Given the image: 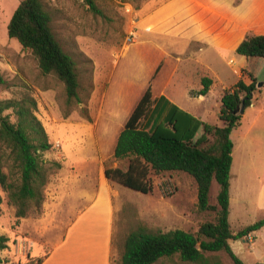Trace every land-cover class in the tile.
Here are the masks:
<instances>
[{"label": "rangeland", "instance_id": "1", "mask_svg": "<svg viewBox=\"0 0 264 264\" xmlns=\"http://www.w3.org/2000/svg\"><path fill=\"white\" fill-rule=\"evenodd\" d=\"M20 1L0 0V77L5 82L0 84V100H18L27 95L36 102L35 115L51 143V149L42 154V159L58 161L61 168L46 185L39 213L30 211L27 217L19 220L7 193L0 187V234L8 238L7 248L1 251L3 259L8 264L28 263L31 261V243L42 246L43 259L48 253L49 241L59 235L42 233L44 225L72 224L77 217L69 221L68 213L90 203L93 204L76 221L70 236L86 237L94 241H89L87 246L102 249L107 224L105 209L109 208L107 264H118L125 236L138 227L143 226L151 232L179 229L196 233L200 223L213 221V212L198 210L196 184L184 173L152 174V191L148 194L103 179V168H124L127 160L116 161L112 157L110 143L99 136L98 128L101 130L103 125L98 126L95 112L106 94L109 97L115 94V86L146 82L145 73L152 61L150 56H146V61L141 58L145 53L142 42L150 48L148 43L152 39H147L164 37L152 32L155 27L149 21L142 28L145 22L139 25V20L142 10H155L166 0H94L103 17L92 15L84 0H46L56 39L63 50L78 62L80 95L86 101V114L90 121L85 120L80 111L82 104L66 103L63 87L54 77L41 75L30 51L23 50L16 40L8 38L7 24ZM158 19L151 18V21L156 24ZM86 58L91 61L90 65L83 63ZM258 60L263 64L264 59ZM256 69L258 78H264V65ZM256 88L262 90V86ZM255 102L261 103L259 95ZM4 114H11V110ZM10 120L14 122L15 117L10 116ZM212 140L209 136L208 143ZM6 165L11 166V162L7 161ZM3 171L8 173L5 167ZM218 192V184L212 181L209 192L211 205L216 204ZM86 194L94 196L96 201L93 202V198L86 197ZM51 211L60 213L48 216L53 215ZM249 212L245 215L234 208L233 213L238 217L231 218L233 233L255 222L257 214L252 206ZM230 246L244 264H264V231L258 230L244 239L230 241ZM206 256H216L221 264H232L222 252ZM155 264L190 263L181 262L175 256Z\"/></svg>", "mask_w": 264, "mask_h": 264}, {"label": "trees", "instance_id": "2", "mask_svg": "<svg viewBox=\"0 0 264 264\" xmlns=\"http://www.w3.org/2000/svg\"><path fill=\"white\" fill-rule=\"evenodd\" d=\"M84 2L92 15L103 17L94 0ZM7 36L16 40L23 50L30 51L41 75L52 76L62 85L67 104L83 105L80 111L90 121L86 101L80 95L78 62L56 39L46 0H21L7 24ZM236 53L245 58L264 59V35L247 36ZM83 63L90 65L91 61L86 58ZM249 77V84L239 80L222 91L220 126L201 122L164 98L154 103L149 88L139 99L119 132L113 151L116 161L127 160L126 168H106L105 178L148 194L152 191V174L184 173L196 184L198 210L213 212L215 216L211 222L200 223L196 233L179 229L151 232L143 226L130 231L124 238L120 264H154L175 256L184 263L221 264L216 256H206L220 252L232 264H244L229 242L244 239L264 227L263 218L233 233L228 223L232 151L229 136L239 126L238 109L249 107L252 96L261 91L256 88L258 82ZM4 83L0 77V84ZM201 84L198 94L205 95L211 81L203 78ZM35 109L36 102L27 95L18 100H0V187L14 206L17 220L27 217L30 211L39 213L46 185L61 168L58 161L42 159V154L51 149V143ZM7 110L11 114H4ZM10 116L15 117L14 122ZM209 136L213 139L210 144ZM7 161L11 166L6 165ZM4 167L8 173L3 171ZM212 181L219 186L214 205L209 202ZM1 202L0 197V205ZM7 242L8 238L0 234V252L7 248ZM40 263L41 259L37 258L26 264Z\"/></svg>", "mask_w": 264, "mask_h": 264}, {"label": "crops", "instance_id": "3", "mask_svg": "<svg viewBox=\"0 0 264 264\" xmlns=\"http://www.w3.org/2000/svg\"><path fill=\"white\" fill-rule=\"evenodd\" d=\"M141 13L139 25L145 22L143 28L150 22L155 27L152 32L164 38L147 39H152L148 43L150 48H146L147 43L142 42L145 53L141 58L146 61V56H150L153 64L146 70L144 84L127 82L115 86V94L111 97L106 94L105 99L99 102L95 112L98 126L103 125L101 130L98 128L99 136L110 143L109 151H114L119 132L147 88L154 103L164 98L193 118L211 126H220L218 113L222 91L239 80L249 84V75L252 76L257 82H262V90L252 96L250 106L241 114L239 126L229 136L232 151L228 223L230 226L231 218L238 217L233 213L234 208L247 215L251 206L257 214L254 221L263 219L264 78H258L259 71L256 68L264 65V62L262 64L258 58L240 56L236 49L247 36L264 35V0H166L157 9L142 10ZM151 18L159 19L155 24ZM164 27L165 32L162 33ZM203 78L209 79L211 84L205 95H199ZM258 95L261 97L260 104L255 102ZM66 189L70 191L69 187ZM88 196L93 198V202L96 201L94 196L86 194ZM92 204L68 213L69 221L77 217L72 224L44 225L42 233L59 235L52 236L54 239L49 241L48 253L43 259L42 246L31 243L29 259L40 258V264H107L109 208L105 209L107 224L102 249L87 246L89 241H94L86 237L70 236L76 221ZM51 213L53 215L48 216L60 212ZM260 231H264V227Z\"/></svg>", "mask_w": 264, "mask_h": 264}, {"label": "water", "instance_id": "4", "mask_svg": "<svg viewBox=\"0 0 264 264\" xmlns=\"http://www.w3.org/2000/svg\"><path fill=\"white\" fill-rule=\"evenodd\" d=\"M262 86V83H258L257 84V87L259 88V87H261ZM243 111H244V107H241L240 109H238V113L241 115V114H243Z\"/></svg>", "mask_w": 264, "mask_h": 264}, {"label": "built area", "instance_id": "5", "mask_svg": "<svg viewBox=\"0 0 264 264\" xmlns=\"http://www.w3.org/2000/svg\"><path fill=\"white\" fill-rule=\"evenodd\" d=\"M262 102L264 103V95H263V97H262ZM58 146V144L56 145V147ZM0 258H1V264H8L4 259H3V257H2V255H1V252H0Z\"/></svg>", "mask_w": 264, "mask_h": 264}]
</instances>
